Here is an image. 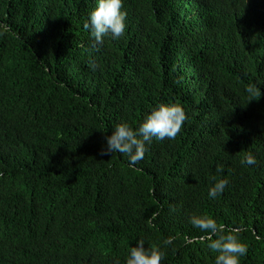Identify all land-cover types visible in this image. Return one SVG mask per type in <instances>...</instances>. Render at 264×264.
I'll list each match as a JSON object with an SVG mask.
<instances>
[{"label": "trees", "instance_id": "1", "mask_svg": "<svg viewBox=\"0 0 264 264\" xmlns=\"http://www.w3.org/2000/svg\"><path fill=\"white\" fill-rule=\"evenodd\" d=\"M92 2L0 0V264H124L168 236L161 264H214L192 215L242 226L240 264H264V0H124V34L98 50ZM160 103L186 114L175 139L131 169L99 154Z\"/></svg>", "mask_w": 264, "mask_h": 264}, {"label": "clouds", "instance_id": "2", "mask_svg": "<svg viewBox=\"0 0 264 264\" xmlns=\"http://www.w3.org/2000/svg\"><path fill=\"white\" fill-rule=\"evenodd\" d=\"M88 11L90 12L83 23V28L90 34L91 49L98 50L106 37L117 40L124 34L126 27L124 0H93ZM8 31H10L8 25L0 24V32ZM88 67L95 70V62L89 61ZM247 91L251 97L249 101L256 99L257 92L254 87H249ZM185 121L186 114L180 105L157 104L150 109L135 129L126 122L116 124L112 128V134L104 138L105 145L99 154L106 156L118 153L126 158L130 169L134 168L144 158L147 145L153 140L175 139ZM240 163L246 167L254 166L257 160L253 154L246 153ZM223 171V166L217 165L216 172ZM213 180L207 192L208 198L212 200L221 195L229 183L226 178L214 177ZM152 219H155V214ZM189 223L205 234L200 240H207L208 249L216 253L214 264H240V258L247 254V245L240 239V233L244 231L242 226L226 228L207 215H192L189 217ZM176 239V236H168L163 240L162 247L151 248L144 247V239H137L136 246L128 248L123 258L124 264H161L165 258L164 249L173 246ZM194 240L195 238L184 237L183 244H191Z\"/></svg>", "mask_w": 264, "mask_h": 264}]
</instances>
